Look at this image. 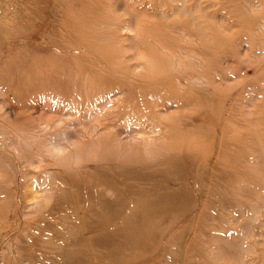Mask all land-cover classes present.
<instances>
[{
	"label": "rangeland",
	"instance_id": "1",
	"mask_svg": "<svg viewBox=\"0 0 264 264\" xmlns=\"http://www.w3.org/2000/svg\"><path fill=\"white\" fill-rule=\"evenodd\" d=\"M150 1L157 4L158 15L147 5L149 0H107L103 9L96 5L86 7L87 2L77 0V14L84 15L90 9L95 12L92 16L99 14L90 28L89 24H78L71 29L76 38L69 45L78 54L77 41L82 35L97 49L105 47L116 50L119 55H130L133 33L124 26L135 30L137 24L144 23L149 31L141 32L147 37L141 34L138 46L142 44L147 54L154 50L157 56L174 64L178 62L175 70L194 77L187 83L190 89H187L185 105L173 98L155 108L140 106L131 97L130 90L120 92L124 86L127 89L133 85L137 90L141 86L151 103L149 93L155 90H148L147 79L136 82L133 76L128 78L111 70L95 74L99 63L88 60L84 54L83 58L75 54L76 59L82 58L80 70L93 69L94 74L78 77L74 70L67 72L63 68L55 79L62 88L54 91L56 84H48L42 77L35 79L33 76L35 80L32 81L29 70H24L26 60L21 62L22 66L15 62L24 59V55L18 56L15 51L6 54L9 47L0 41L2 224L19 221L20 228L25 224L23 221L33 219L37 213L35 208L20 210L19 196L28 194L32 186L41 182L34 192L43 201L48 194L40 192L46 188L44 186L56 189L47 181L55 174L79 181L80 192H84L83 188L92 191L96 187L110 192L114 185L106 182V174L113 175L116 170L101 171L102 167L121 166L135 170L149 167L146 174L158 173L167 182L164 186L153 183V191L169 198L173 195L172 190L169 191L172 187L181 203L177 214H172V206L160 204L155 207V213L140 221L141 226L147 227L157 223L151 230L159 235L155 238L156 254L149 259L143 255L146 259L140 264H264V150L255 151L250 131L264 129V29L259 26L264 23V8L255 6L264 0ZM5 4L6 0H0V7ZM38 7L43 8V5L38 3ZM178 7L191 9L193 16L200 17L203 35L194 30L188 20L189 13ZM14 8L11 4L10 9ZM66 10L70 17L74 15L71 7L66 5ZM127 11L147 13L149 18L137 17L135 24L131 17L128 24L130 14ZM161 12L167 16L160 17ZM181 21L186 25L185 35L180 29ZM88 34L94 39H87ZM154 42L160 45H153ZM200 43L205 51L201 85L195 82L199 75L196 49ZM132 56L121 60L127 58L131 65L135 62ZM10 62H15V74L6 71ZM106 75L112 76L109 78L114 79L112 83L103 78ZM98 91L116 95L110 97L111 101L93 97ZM163 92L169 93L167 88ZM56 94L67 95L68 103L62 107ZM175 97L178 98L176 93ZM32 99L43 102L38 113L30 115L32 125L28 126L25 124L28 112L21 106L33 102ZM55 104L62 107L60 112L54 111ZM258 119L260 122H256ZM52 140H56L53 142L60 148L55 157L50 155ZM259 140H263L264 147V131ZM46 158L50 162L39 163V159ZM24 159L33 162L28 165ZM45 171L49 174L45 175ZM125 173L130 172L126 170ZM182 183L184 191L178 188ZM121 187L119 185L118 189L122 193L127 191ZM194 189L200 191V197L195 194V204L191 212L185 214ZM151 191L148 196L137 197L142 204L151 196ZM113 193L115 191L105 197L111 198ZM126 202L129 205V199ZM130 231L128 223L124 234ZM151 237L147 229L144 239L150 242Z\"/></svg>",
	"mask_w": 264,
	"mask_h": 264
},
{
	"label": "bare ground",
	"instance_id": "2",
	"mask_svg": "<svg viewBox=\"0 0 264 264\" xmlns=\"http://www.w3.org/2000/svg\"><path fill=\"white\" fill-rule=\"evenodd\" d=\"M84 1L87 2L85 4L86 7L96 5L103 9L102 5L107 6V0H98L96 2H94L95 0ZM38 3L43 5V8L38 7ZM76 3L77 0H6L5 6L0 7V41L6 43L9 47L5 53L10 55L15 51L18 56L24 55V59H17L15 62L18 66H22L21 62L26 60V63L23 64V66L26 65L24 70H29V74L32 75H29V77L32 81L34 77L35 79L42 77L46 83L56 84L57 90L54 91L59 92L62 87L55 79L60 71L63 72V68L67 72H73L74 70L78 77L93 72V69L91 71L86 69H84L85 71L80 70L79 60H82L83 56L86 55L88 60H94V63H99L100 67L95 71V74L111 70L128 78L133 76V78L138 80L136 82L147 79L148 90H155L149 93L151 95V103H148L146 98L147 92L145 93V90L141 86H139V90L133 87V85L127 89L124 86V89L120 92L125 93L130 90L133 100L135 99L138 102L137 104L142 107H146L147 109L155 108L161 102L173 98L177 103L187 104L186 93L187 89H190L187 83L194 79V77L175 70V64L178 62L174 64L166 58L157 56L154 50H150L152 54H147L142 44L140 47L138 46V42L142 39L141 34L147 37L146 33L141 32L149 31L146 30L144 23L137 24L135 30L130 28L129 25L124 26L133 33L129 49L132 50L130 55H133L132 57L135 59L131 58L135 62L131 65H129L130 61L126 60L127 58L121 60V58L130 55H119L116 50H106L105 47L97 49L95 45L88 43L82 35H80L81 40L77 41L80 51L76 54V49L69 45L76 38L75 32L71 29L78 26V24L80 26L89 24L88 28H90L94 22V17H97L99 14L97 13L92 16L95 13L91 11L92 9L84 13V15L82 13L77 14ZM11 4L16 8L13 11L10 9ZM66 5L71 7L73 16L70 17V12L66 10ZM147 5L155 12L154 15H158L156 14L158 10L156 3L152 4L149 0ZM255 6H263L264 8V1H259ZM21 7L22 10H17ZM125 9L127 10L126 7ZM178 9L189 13L188 20L192 22L194 30H197L198 34L203 35L204 28L199 21L200 17L193 16L191 9H186L185 7H178ZM27 12L28 14L26 15L25 13ZM128 13L130 14L128 24L132 21L131 17H134L135 24L137 23V17L149 18L147 13L146 15L131 11ZM159 16L165 17L167 15L161 12ZM181 22L180 29L183 35H185L186 32L183 29L186 28V25L183 21ZM113 25L117 24L114 23ZM259 26L264 29L263 22ZM253 31L255 32V29ZM92 36L90 34L87 39H94L91 38ZM154 44L160 45V43L156 42ZM18 47H21V49H18ZM103 50L105 51L104 54H102ZM196 50L198 53H196L197 59H195L199 75L195 77V82L201 85V81L203 80L202 73L205 68L202 58L205 54L203 44L200 43ZM183 51L181 50V52ZM250 52H252V49ZM75 54L80 55L82 58L76 59ZM122 61L125 63H122ZM15 62L14 64L11 62L8 64L6 67L7 73L11 71L12 74H15ZM170 70H173L174 73ZM110 77L112 76H103L105 80H109ZM110 80L109 83H112L114 79ZM28 82L30 84V81ZM94 86L98 85L94 84ZM165 88L168 89L169 93L165 94L163 92ZM170 89L174 91L171 92ZM175 93L179 99L175 97ZM117 94L119 93L117 92ZM115 95L107 91H98L93 97L110 100V97ZM56 97L62 101V103L59 101L62 107L68 103L69 99L67 95L59 96V94H56ZM32 100L33 102L30 101L21 106V108L28 112L29 116L25 120V124L28 126L32 125L30 115L32 113L37 114L39 106L43 102L42 100ZM57 105L55 104L54 111L60 112L62 107L59 104ZM149 114L151 115V113ZM258 121L259 119L256 122ZM258 125L262 124L259 123ZM33 127L31 126V129ZM250 131L253 132L252 140L257 148L255 151L261 153L264 147L262 145L263 140L260 141L259 139H261L264 129ZM138 134H143V132H138ZM53 141L49 143L52 149L50 155L55 157L60 148L57 143H54L56 140ZM8 144L11 143L8 142ZM24 160V163L28 165H31L33 162V160H30L32 162L27 161V159ZM172 161L174 164L176 163L174 158H172ZM40 162L41 164H45L50 161L46 158L39 159ZM112 169L116 170L114 171L116 172L115 174H106V182L109 185H114V190L111 189L110 192H106L101 187H96L92 191L90 188H83L84 192H80L81 185L79 181L72 180L71 176L61 177L55 174L47 179V181L52 186H55L56 189L50 188L49 185L44 186L46 188H42L40 192L48 193L49 195L47 194L43 198V201L42 197L34 192L35 189L40 187L41 182L32 186L28 190V194L24 193L23 196L20 195L18 199L19 209L24 210L34 207L37 213L39 211V214L37 215L35 212L36 216L33 219H29V221H23L25 224H22L20 228L19 221L17 224L10 223L9 225H3L0 217V264H140L146 259L143 255H146L148 259L154 256L156 254L155 245L157 243L155 238H158L159 235L151 229H154L157 223H150L147 227L146 225L141 226L140 221L155 213V207H160V204L172 206V214H177V208L180 206L178 204L181 201H178L179 197L175 195L172 187L169 188V191L172 190L173 195L169 198H163L157 191H153V183L164 186L167 185V182L159 177L158 173L152 175L146 174L149 167L135 170V168L125 169L121 166H104L101 168V171L106 170L109 172ZM126 170L130 172L127 175L126 173L124 174ZM44 173L45 175L49 174L47 171ZM175 180L179 181L180 178H175ZM119 185H122V189L125 187L127 191L122 193L118 189ZM70 188H72V191ZM178 188L184 191V184L182 183V186ZM144 189L146 190L143 194H147V196L150 193L148 191L150 189L152 191L151 196L143 205L137 197L144 196L142 194ZM113 191H115L113 197H105L106 194ZM192 194L193 199H189L185 214L191 212L192 205L195 204L194 196L197 194L200 197V191L194 189ZM126 199H129V205H127ZM126 206L128 209H126ZM128 223L131 224V231L124 234L125 226ZM147 229L152 235L150 242L144 239Z\"/></svg>",
	"mask_w": 264,
	"mask_h": 264
}]
</instances>
